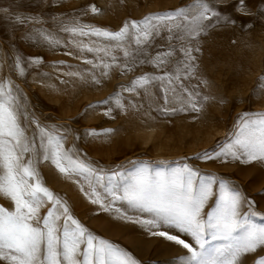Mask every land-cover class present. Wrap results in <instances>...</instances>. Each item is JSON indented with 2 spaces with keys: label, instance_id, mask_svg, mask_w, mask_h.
Masks as SVG:
<instances>
[{
  "label": "rangeland",
  "instance_id": "1",
  "mask_svg": "<svg viewBox=\"0 0 264 264\" xmlns=\"http://www.w3.org/2000/svg\"><path fill=\"white\" fill-rule=\"evenodd\" d=\"M207 2L220 13V19L213 18L212 26L193 41V49L199 48L192 53L195 72L190 79L183 80L186 88L198 94L201 111L164 116L155 110L165 104V92L159 82L151 86V97L124 88L141 75H161L164 69L149 60L170 47L176 51L166 67L174 71L176 62L183 59L180 45L184 41H170L168 33L161 31L151 37L144 51L135 52V45L126 41L124 47L135 52L134 57L125 58L122 51L112 48L111 54L117 60L104 57L102 62L103 53L87 52L86 47L105 48L114 42L93 35H73L63 29L79 24L116 32L125 21L189 8L195 0H0V9L7 10L0 11V81H10L14 86L20 104V123L26 134L34 137L37 144L40 128L58 134L63 137L65 150H72L79 159L105 171L123 170L121 166L130 167L129 162L136 159L187 163L236 186L252 202L254 210L264 215V161L225 162L197 156L218 150V145L225 141L221 129L231 127L232 122L236 124L242 113L264 112V88L259 80L264 75V0H244L245 6L239 9L238 0ZM93 6L99 11L92 12ZM17 16L24 22H18ZM222 30L227 33L226 40L219 33ZM40 33L59 43L49 44ZM217 42L226 49L243 52L245 63L217 66L208 56ZM34 60L39 63H33ZM104 63L110 67L105 69ZM117 93L122 103L136 108L119 109L115 102ZM174 106L168 104L169 108ZM109 109L111 113L106 115ZM144 111H150L155 119L142 116ZM108 129L112 131L106 132ZM258 163L259 168L252 167ZM36 168L43 186L95 235L119 245L139 264H181L180 258L187 254V249L166 237L152 236L145 226L133 223L132 219L119 218L117 208L130 218L140 214L125 202L115 201L105 211L101 204L92 202V188L82 177L61 173L51 161L42 158ZM94 187L104 205L111 203L103 188ZM0 206L14 207L3 196ZM50 206L46 202L40 215ZM159 230L193 243L190 236L174 228ZM261 257L264 248L246 255L243 264H257Z\"/></svg>",
  "mask_w": 264,
  "mask_h": 264
},
{
  "label": "snow or ice",
  "instance_id": "2",
  "mask_svg": "<svg viewBox=\"0 0 264 264\" xmlns=\"http://www.w3.org/2000/svg\"><path fill=\"white\" fill-rule=\"evenodd\" d=\"M244 6V0H238V9ZM91 10L99 11L94 6ZM0 11L7 12L6 9ZM213 18L219 20L220 13L210 7L207 0H195L189 8L149 14L140 21H125L116 32L79 24L65 26L63 30L114 42L105 48L86 47L87 52L103 53L102 62L104 57H110L113 62L117 60L111 54L112 48L122 51L125 58L134 57L135 52L144 51L151 37L161 31L168 33L170 41H184L180 45L183 59L176 62L174 71L166 67L176 51L170 47L149 60L164 69L161 75H141L124 88V91H142L151 97V86L159 82L165 92V104L155 110L171 116L177 112L201 111L198 94L186 88L183 80L190 79L196 68L192 53L199 48L193 49L192 43L212 26ZM16 20L24 22L19 16ZM40 35L49 44L59 43L50 35ZM129 40L135 45V52L124 47ZM84 50L82 47L81 51ZM19 65L17 60V67ZM109 67L104 63L105 69ZM259 80L260 87L264 88V75ZM121 100L117 93L116 106L122 111L136 108L131 104L126 106ZM169 103L176 106L169 108ZM110 113L111 109L106 115ZM141 115L155 119L150 111ZM20 116L14 86L10 81H0V196L10 199L14 205L12 209L0 206V264H139L125 249L80 224L67 205L43 186L36 168L41 158L51 161L61 173L88 181L94 197L92 202L101 204L105 211H109L115 201H123L143 214L132 219L121 209L115 210L119 218L132 219L133 223L145 226L152 236L166 237L187 249V254L180 258L181 264H243L246 255L264 248V215L256 212L252 202L228 181L175 160L136 159L129 162L130 167L121 166L123 170L97 169L73 155L72 150H65L63 137L45 128H40L37 144L34 137L26 134ZM229 137L218 145V150L198 153V158L242 163L264 161V112L242 113ZM94 185L103 188L111 203L104 205ZM46 202L51 206L40 215ZM162 228H174L190 236L193 243L159 230ZM257 264H264V257Z\"/></svg>",
  "mask_w": 264,
  "mask_h": 264
},
{
  "label": "bare ground",
  "instance_id": "3",
  "mask_svg": "<svg viewBox=\"0 0 264 264\" xmlns=\"http://www.w3.org/2000/svg\"><path fill=\"white\" fill-rule=\"evenodd\" d=\"M165 7V6H164ZM158 8V7H157ZM220 35L222 38H224L225 40L227 39V33L226 31L222 30L219 31ZM209 59L213 60V62L217 65V66H223L225 64L228 65H233V66H237L242 65L245 63V58L246 55L243 52H239L237 53L236 51L232 50V49H226L225 47H221L219 45V42H217L215 44V48L214 51L211 52L210 54H208ZM235 123H231V127H223V129H221V137H222V141L226 140L229 137V134L232 133L233 131H235ZM261 166L260 163L258 164H254L252 167L254 168H259ZM143 214H138V215H134L131 218L132 219H136L137 217H142Z\"/></svg>",
  "mask_w": 264,
  "mask_h": 264
}]
</instances>
